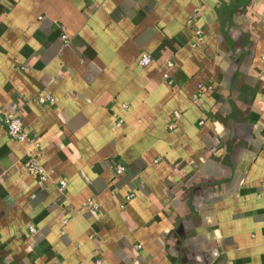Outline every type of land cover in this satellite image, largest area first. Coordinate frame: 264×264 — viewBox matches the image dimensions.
<instances>
[{"label": "crops", "instance_id": "0c3cea01", "mask_svg": "<svg viewBox=\"0 0 264 264\" xmlns=\"http://www.w3.org/2000/svg\"><path fill=\"white\" fill-rule=\"evenodd\" d=\"M0 264H264V0H0Z\"/></svg>", "mask_w": 264, "mask_h": 264}, {"label": "built area", "instance_id": "2783aa9c", "mask_svg": "<svg viewBox=\"0 0 264 264\" xmlns=\"http://www.w3.org/2000/svg\"><path fill=\"white\" fill-rule=\"evenodd\" d=\"M61 38L66 41L67 37L65 34H62ZM203 41L202 30L196 29L194 35V44L200 43ZM152 61V57L150 54L146 52H142L139 58V64L142 66L148 65ZM172 63L169 61L167 65L170 66ZM167 77V73H165ZM39 102H53V97L49 94H44L38 96ZM177 116V113H175ZM203 121L200 120V123ZM2 123L5 127L6 133L13 139L17 141H26L29 144V147L26 149L23 165L25 169L37 176L40 182L46 181L49 179L51 172L44 169V167L40 164L39 158V142L37 137L34 135H30L27 131L24 130L22 125L21 117L15 112H6L2 117ZM171 127V125L169 126ZM112 169L115 175H120L125 170V165L119 160L112 161ZM66 187V182L61 179L58 181V188L60 191H63ZM132 197V193H129L126 196V201H128ZM95 205V204H94ZM29 232L34 233L35 229L33 226H29Z\"/></svg>", "mask_w": 264, "mask_h": 264}]
</instances>
